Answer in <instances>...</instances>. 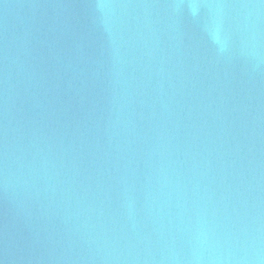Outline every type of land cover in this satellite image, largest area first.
<instances>
[{
  "label": "water",
  "instance_id": "water-1",
  "mask_svg": "<svg viewBox=\"0 0 264 264\" xmlns=\"http://www.w3.org/2000/svg\"><path fill=\"white\" fill-rule=\"evenodd\" d=\"M0 264H264L262 0H0Z\"/></svg>",
  "mask_w": 264,
  "mask_h": 264
},
{
  "label": "snow or ice",
  "instance_id": "snow-or-ice-1",
  "mask_svg": "<svg viewBox=\"0 0 264 264\" xmlns=\"http://www.w3.org/2000/svg\"><path fill=\"white\" fill-rule=\"evenodd\" d=\"M262 3H264V0H262Z\"/></svg>",
  "mask_w": 264,
  "mask_h": 264
}]
</instances>
